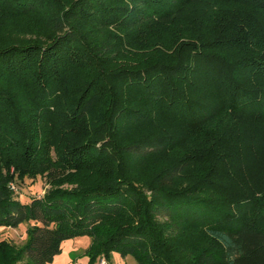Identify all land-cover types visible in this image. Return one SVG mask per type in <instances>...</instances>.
<instances>
[{"label": "trees", "instance_id": "1", "mask_svg": "<svg viewBox=\"0 0 264 264\" xmlns=\"http://www.w3.org/2000/svg\"><path fill=\"white\" fill-rule=\"evenodd\" d=\"M224 1L252 14L0 0V228L34 223L0 264H52L82 236L106 264H264V0ZM46 174L43 197L13 195Z\"/></svg>", "mask_w": 264, "mask_h": 264}, {"label": "rangeland", "instance_id": "2", "mask_svg": "<svg viewBox=\"0 0 264 264\" xmlns=\"http://www.w3.org/2000/svg\"><path fill=\"white\" fill-rule=\"evenodd\" d=\"M198 4L202 15L216 14V17H219L221 22L225 19L224 25L237 24L244 15L252 14V12H237L235 7H231L230 3L224 0H199ZM258 19L262 22L260 16H258ZM180 29L183 33L188 30L185 25H182ZM199 33L196 31V34L192 36H197ZM52 121H54V119H52ZM244 145L247 146V142ZM244 156H246V158L243 161V170H246V180L249 183H257L260 180V168H257L259 165L254 157H250L246 153H244ZM51 157L53 160L58 158V151L55 148L52 149ZM248 169L249 171H247ZM10 172L14 175V169H11ZM10 188L16 198L24 203H28L35 197H43L50 188V185L46 174L36 178L27 177L25 181L20 180L18 177L10 184ZM32 226H34V223H26L18 228H0V244L2 241H6V243L12 247H23L28 240V231ZM91 245L92 239L88 236L77 237L65 241L62 245L61 254L55 257L52 264H106L104 260L99 261V259H92L89 253ZM106 261L108 264H138L133 256L123 258L117 252H112Z\"/></svg>", "mask_w": 264, "mask_h": 264}]
</instances>
